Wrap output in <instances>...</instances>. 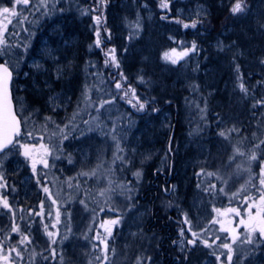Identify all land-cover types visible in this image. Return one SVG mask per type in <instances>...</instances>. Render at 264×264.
I'll return each instance as SVG.
<instances>
[{
    "label": "rangeland",
    "instance_id": "rangeland-1",
    "mask_svg": "<svg viewBox=\"0 0 264 264\" xmlns=\"http://www.w3.org/2000/svg\"><path fill=\"white\" fill-rule=\"evenodd\" d=\"M92 1L46 0L47 7H43L40 0H30L27 13H24L23 5L19 8L27 16V22H15L12 29L19 30L17 41L23 48L24 58L28 57V46L33 41L32 37L28 41L26 32L42 22L47 29L41 39L45 44L42 45V59L29 61L35 69L34 74L17 77L16 82L18 90L25 92L20 95L18 108L22 106V116L30 117L26 130L37 137L27 138L23 123L24 130L18 140L35 147H30V157L22 154L24 151L19 145L0 155V184L4 185L0 188V199L6 198L11 206L9 211L0 205V246L3 255L11 248L21 253L20 257L11 253L12 264H136L138 258L144 263L146 256L141 250L148 241H145V233L158 228L151 217L152 204L141 192L147 185L155 188L152 178L156 173L164 172L168 176L162 183L165 189L153 192L154 212L159 214L164 210L166 216H171L166 220H170L174 241L183 229L184 234L176 244L183 250L186 240L194 238L193 232L198 237L203 231L206 236L220 229L212 222L213 208L228 207L234 201L237 187L249 177L247 156L251 155L250 149L262 138L264 108L260 113L254 111L257 104L252 91L264 88V66L256 58V53L264 51V0H253L251 9L238 13L232 26L223 27L215 35L211 46L218 60L200 72L202 84L195 89L204 99L199 104L201 114H205L207 106L212 104L215 114L213 138L205 135L204 128L195 126L188 128V135L193 138L180 139L177 145L170 140L171 112L167 110L151 111L145 105L144 110L138 111L133 103L131 115L123 111L111 115L96 112L84 119L82 110L97 106L93 101V91L97 87L91 75V79L86 78L89 58L95 48L100 50L101 46L104 59L111 60L100 37L101 28L111 34V21L116 23L120 40L124 41L126 29L132 31L139 58L155 61L159 67L157 71L167 77L174 76L172 81L163 82L166 86L161 92L175 98L176 91L185 88L190 80L185 66L177 64L173 68L156 60L152 23L156 19L165 20L167 15L173 22L169 7L162 8L159 1L158 11L162 14L157 17L154 5L145 0H96L94 6L90 4ZM220 3L224 2L220 0ZM210 10L207 0H195L176 6L174 13L192 25ZM108 14H112V18ZM96 17L100 18L99 23ZM56 20L57 25H54ZM177 22L179 19L175 20ZM97 31L101 40L99 47L95 44ZM160 34L170 44L176 41L171 30L164 29ZM81 51H84L83 55ZM237 66L242 71L237 72ZM95 72L93 67V76L97 74ZM253 72L256 79L246 80L245 73ZM82 74L90 82L78 80ZM242 76L250 94L241 91ZM179 77L183 78V84H176ZM86 96L90 101L86 102ZM196 107L199 106L192 108ZM48 117L51 121L46 120ZM57 125L64 129L67 139L59 134ZM233 128L238 131L229 133L228 130ZM54 131L58 135L50 140ZM221 131L229 138L220 136ZM40 136L44 137L43 141L38 139ZM41 144L52 149L51 155L45 154ZM234 147H239L246 156L230 160ZM41 160H47L48 167L40 163ZM34 161L35 173L32 171ZM98 165L102 167L96 177L80 175L91 173ZM237 165L241 166L239 170ZM108 178L113 181L111 187L114 190L101 196L99 192L108 187ZM223 180H227V184ZM212 185L216 186L215 194L205 191ZM43 187H47L49 193H45ZM222 187L223 193L219 192ZM117 219L119 223H110ZM13 227H18L19 232H13ZM106 229H110L111 235ZM49 232L54 235L49 237ZM101 241L108 245L107 260Z\"/></svg>",
    "mask_w": 264,
    "mask_h": 264
},
{
    "label": "trees",
    "instance_id": "trees-1",
    "mask_svg": "<svg viewBox=\"0 0 264 264\" xmlns=\"http://www.w3.org/2000/svg\"><path fill=\"white\" fill-rule=\"evenodd\" d=\"M95 1L96 0L92 1L90 4L94 6L96 4ZM145 1L151 3V5H154L157 11V17L162 14L160 13V11H158V2L161 0H156V2L152 0ZM193 1L195 0H166L168 7L170 8V16L174 21L170 22L171 19H167L169 18V15H167V18H165V20L158 21L156 19L152 23L155 29L153 38L155 36V45L157 46V49L155 51L157 53L156 60L163 63L164 66H172L173 68H175L178 64L179 66H185L187 68L190 80L187 85H185V88L183 87L182 89L176 91L177 97L171 98L169 97V95H166L168 93L160 91L166 86L163 82L167 83L172 81L174 76L172 75L167 77L162 71L160 72L158 70V72L156 68L159 67H157L155 61L150 59L142 60L141 58H139V55L134 48L135 45L133 41H135L136 38L133 36L132 31L126 29L124 41L120 40V36H117L120 32H116L117 29H115L116 23L114 21H111V23H109L111 34L108 35L109 31H105L104 28H101L100 37H102L103 44L105 45L104 50H108V52L112 49L115 50L114 54L117 62L119 63V67L117 68L111 60L107 65H105L104 51L103 47L101 49V46L100 50L98 48H95L96 50L93 51V53L90 55L88 62L90 64V69L86 73V78H89V76L91 75L94 86L97 87L96 90L93 91V101L97 106L92 110H82L83 113H81L83 114L85 120L90 118L92 113L96 112H99V114L105 112V114L109 115L117 113L120 114L124 112V114L126 113V115H131V104H136V99L132 97L130 91L127 97L122 98L124 91L129 90V86H131L132 89H135V95L136 97L140 98L139 100L142 99L141 101L143 102L147 101V110L153 111L155 109V111L167 110L171 112L170 131L172 130V133L170 132V140H172V143H174L175 145L178 144V141L180 139H192L193 137H189L188 135V128H193L195 126H198L201 129L204 128L205 135L209 137L211 136V138H213L215 134L213 117L215 114L212 104L210 106H207V112L205 111V114H201L202 111L200 110L201 106L199 104H202L204 99H202V97H199L198 89L195 88L199 87V85L202 84V73H200L202 72L201 70L207 65L213 64V62L218 60V55L211 46L213 38L221 31L223 27L227 28L228 26H232V22L238 13L234 15L230 11L236 0H230L228 2L226 0H222L224 2L223 4L220 3V0H207L211 9L210 12L205 16L198 17L195 21L196 27H192L189 20L178 18V16L175 15L174 10L178 5H187L189 3H192ZM244 3L246 5L244 12H246L251 9L253 0H244ZM108 16L109 18H112L113 15L108 14ZM176 19H179V22L175 23ZM185 24L189 26L186 28L184 27ZM164 29L171 30L175 34L176 41L174 43L170 44V42L166 41L161 36L160 32ZM193 44H195L196 46L195 50H193ZM173 49L176 50L175 53L172 52ZM83 52L84 51H81V55H83ZM166 52L176 57L177 63L173 64L171 63V61L166 60L164 58V54ZM184 52H187V55L180 57V54ZM262 52L264 51L256 53V58L260 62L259 64L261 66H264V63L261 62L262 60H264V55H262ZM85 59L87 61L86 56ZM238 62L240 63L239 60ZM234 64L238 65L237 61L234 60ZM93 67H95V70L97 71L95 72L97 74H95L94 76L92 75ZM239 69L242 71L241 67ZM121 73L123 75V78L121 77ZM245 74L244 75L246 76V80L250 78H254L255 80L257 76L254 72ZM175 77L177 78V76ZM141 78L143 82H141ZM78 80H81V82L84 80L90 82L88 79H85L84 75ZM241 80L244 87L247 89V92L250 94V88L247 85L248 83L245 80V77L242 76ZM24 81L25 80H22V82ZM116 81L121 82V84L123 85L122 89H116ZM16 82L17 76L13 78L11 88L13 92V99L19 101L20 95L25 92L23 90H18ZM183 82V78L179 77L176 81V84L180 85L183 84ZM257 83L262 84V82L260 81H258ZM263 92L264 88H257L256 90L252 91L255 103L259 100H264ZM113 97H115V99L112 103L105 104L103 107H99L102 100H111ZM128 100H132V103H129ZM211 102L212 101H210L209 103ZM18 104L19 103L17 102V110L20 109V106L18 108ZM184 105H186V108ZM187 106L189 109L187 108ZM195 106L199 107L193 109L192 107ZM97 108H99V111H97ZM263 108L264 104H257V106H255L254 108V111L260 113ZM184 116L186 117V121L183 119ZM21 121L23 124V119ZM155 176L156 177L152 178V181H154L155 184V188H150L149 185H147V187L142 190L143 192H141L144 194L143 196L146 197V200H149V202L153 205V210H155L156 207V204L153 201L155 197V194H153V192H155L157 189L158 191L159 189H165L164 187H162V183L166 182L168 179L167 172L156 173ZM166 217L168 216H166L164 210L163 212L160 211L159 214L154 212L153 218L156 222V226L159 230L161 229L163 233L166 230Z\"/></svg>",
    "mask_w": 264,
    "mask_h": 264
},
{
    "label": "snow or ice",
    "instance_id": "snow-or-ice-1",
    "mask_svg": "<svg viewBox=\"0 0 264 264\" xmlns=\"http://www.w3.org/2000/svg\"><path fill=\"white\" fill-rule=\"evenodd\" d=\"M22 3V5L24 6V11H27V5L29 4V0H17V5L19 6ZM40 4L43 7H47L46 4V0H40ZM161 7L162 8H167L168 4L166 2V0H161ZM245 3L244 0H236V2L233 4V6L231 7L230 11L232 14H237V13H242L245 10ZM39 10V9H37ZM0 12L4 13V14H8L11 13L12 16L16 17V21L19 24H24L27 22V16L23 15V12H20L19 15H17V11L10 9L8 7H3L2 9H0ZM97 23H99L100 18L96 17ZM11 23V21H10ZM189 25L185 24L184 27H188ZM192 27H196V22H193ZM27 30V29H25ZM7 31V29H0V57H3L5 55H10V48L12 47L11 45L8 44L6 38L4 37V33ZM97 35V40L95 41V44L97 47H99V45L101 44V40L99 39V31L96 32ZM18 47V45H17ZM195 44H193V50H195ZM175 49L172 50L173 53H175ZM115 50H109L108 53H106V55H110L111 56V61L112 63L118 68L119 67V63L116 60V57L114 55ZM187 55V52L181 53L180 57ZM164 58L166 60L171 61V63L175 64L177 63V58L174 57L173 55H170L169 53H165L164 54ZM262 63H264V60L261 61ZM11 63V61H4L2 63H0V153H3L5 149H9V147L11 146L12 148H15L17 145H19V148L24 149V152L22 153L24 156L26 157H30V152H29V148L30 147H35V145H29L27 143H21L18 139H16L17 137H20L22 134V129H21V120L23 119V123L25 125V135L27 138L29 139H37V137L33 136V132L32 131H27L26 130V126L28 123V120L30 117H24L22 116V112H23V107L21 106V108L19 110H17L16 108V104L18 101L13 99L12 96V92H11V81L13 79V73L10 70L9 64ZM109 63V61L106 59L105 60V65H107ZM237 72H239V66H237ZM121 77L123 78V75L121 73ZM126 79V78H124ZM141 82H143L142 78H141ZM115 87L116 89H122L123 85L121 84L120 81H116L115 83ZM241 91L247 92V89L244 87L243 83H241L240 85ZM129 91L132 95L133 98L136 99V104H134L133 106L137 108L138 111H142L145 109V105L147 103V101L145 102H140L139 98L136 97L135 95V89H132L131 86H129V90L124 91L123 97H127L129 95ZM115 97H113L111 100H102L100 102L99 107H103L105 104H110L114 101ZM90 101V98L86 96V102ZM129 103H132V100H128ZM256 104H264V100H259L256 102ZM255 106V105H254ZM97 111H99V108H97ZM73 119H75V116L73 117ZM47 121H51V118L48 117L46 118ZM87 123V122H86ZM45 129L47 128V125H44ZM58 129L59 134L62 136L63 139H67V135L64 134V129L59 128V125L56 126ZM68 126L65 125V128H67ZM113 131H115V129H113ZM229 133H231L232 131H238V129H229L228 130ZM58 135L57 132H52L49 136V139L51 140L52 137H56ZM220 136L224 137L225 139H228L229 136L221 131L219 133ZM38 139L40 141H43L44 137L40 136L38 137ZM113 139H115V137H113ZM261 144H264V141H261ZM41 147L44 148L45 154L46 155H51L52 153V149H49L47 146H45L44 144H41ZM53 148H55V145H53ZM118 150L119 149V145H117ZM256 148H259V145H256ZM122 151V150H121ZM237 156L240 157H245L246 153L241 151V149L239 147H234L233 150V155L232 157H230V160H235V158ZM58 158V157H57ZM117 159H120V157H116ZM257 156H256V152L255 150H253L252 154L250 156H247V163L249 165V168L251 166V162L257 160ZM71 162V161H70ZM40 163H43L45 167H48V162L47 160H41ZM102 167V165H98L96 169H93L91 171V173L89 172H82L80 173V175L85 176V177H96L97 173L99 171V169ZM240 165H237V169H240ZM32 171L33 173L36 172V162H33V166H32ZM111 169H108V172H110ZM203 171V170H202ZM137 176H139V172L136 173ZM209 176L213 175L212 173H208ZM218 179H221L220 177H217ZM255 179H258V184H253L252 180L250 179L249 181L246 182L247 186H242L241 192L245 193V195L243 196V201L244 204L246 205L245 211H246V215H247V219H240L239 221V225H242L246 231V235L244 236V238L242 240H240V234L238 232H235L232 236V243H227V242H223L220 247H222L223 249H226V262L227 264H231L232 259H233V247L232 244H235L238 240H240L241 243H248L251 244L253 243L252 240V235L255 233H259L261 238H264V164H262L261 169H260V173L258 174L257 177H255ZM39 179L37 180V183H39ZM224 184H227V180H223L222 181ZM107 184L108 187L107 188H103L101 189V191L99 192V195L104 196L107 193H110L111 191H113L114 189H112L111 185L113 184V181L111 180V178L107 179ZM71 187V184L69 185ZM250 186V187H249ZM4 185L0 184V188H3ZM199 187V185H198ZM215 185H212L209 189H205V191H209L210 194H215L214 190H215ZM43 191L45 193H49V189L47 187H43ZM225 191V189L222 187L219 189V192L223 193ZM251 191V194H248ZM238 195V194H234ZM53 203H56V201L53 200ZM83 203V201H82ZM0 205H2V207L4 209H8L9 211H11V206L8 203V200L6 198L0 199ZM42 206V205H41ZM254 210V211H253ZM214 212L219 213L221 210L218 208H213ZM228 211L232 212L235 214V216L240 217L241 216V212L240 210H238L237 208H231ZM59 219V212H57V220ZM185 222L187 223V218L185 219ZM216 222V221H214ZM111 224L115 225L117 223H119V220H112L110 221ZM231 223V222H230ZM53 227H55V225H53ZM221 231L228 233L230 231H232V229L227 228V227H222L220 229ZM13 232H19V228L18 227H13L12 229ZM106 231H108V234L111 235V231L110 229H106ZM189 231H191V229H189ZM184 232L183 229L181 230V235L183 236ZM49 237H52L54 234L49 232L48 233ZM192 236L194 237L193 239H189L187 240L188 244H192L195 245L197 243V234L195 232L192 233ZM217 239H220V237H217ZM205 247H211L210 244H208V242L206 240L201 241ZM52 243H56L55 240H52ZM101 243L104 244V249L102 250L105 255H104V259L107 260V250H108V245L106 241H101ZM15 252L17 257L21 256L20 251H18L16 248H11L9 253L7 255H3V248L2 246H0V261L3 262V264H12V260H11V253ZM53 255H55V251L53 250ZM97 259H99V257H97ZM216 260L220 261L221 260V256H216ZM136 264H141L140 259H137Z\"/></svg>",
    "mask_w": 264,
    "mask_h": 264
},
{
    "label": "flooded vegetation",
    "instance_id": "flooded-vegetation-1",
    "mask_svg": "<svg viewBox=\"0 0 264 264\" xmlns=\"http://www.w3.org/2000/svg\"><path fill=\"white\" fill-rule=\"evenodd\" d=\"M21 5L22 3L19 6L17 5V0H0V9H2L3 7H8L17 11V15L20 14L19 8ZM24 13H27V11H25ZM15 21L16 17L12 16L11 13L4 14L0 12V29H7V31L4 33V37L6 38L8 44L12 46L9 50L10 55L0 57V62L11 61L9 67L13 73V78L16 76L24 77L26 74H34L33 72L35 71V69L30 66L29 61L30 59L32 60V58H39V60L42 59V45L45 46V44H42L41 39L47 32V29L45 27L46 24H44V22L40 23V25L37 23L35 29L28 30L26 32V38L28 39V41L31 40V37L33 41H30L31 43L28 46V57L24 58L23 54L21 53L23 48L19 46V42L17 41V39H19V34L16 32H19V30L17 28H15V30H12L14 29ZM54 25H57V20ZM21 43L24 45L23 41ZM261 141H264V129L262 131L261 140L256 143V145H259V148L257 149L255 146L250 149V154H252L253 150H255L256 156L258 158L257 160L251 162V167L249 168L248 172L249 177L242 185L237 187L235 193L238 195H235L234 201L230 203V206L222 207L221 205H219V207L217 208L221 211L219 213L215 212L212 216V222L216 225L217 228L221 229L222 227H227L232 229V231L225 233L220 229H216L210 235L207 234L206 236L203 235V231L202 234L197 237L199 238V240H197V243L195 245L188 244L187 240L189 239H187L185 248L181 250L178 245H176L177 239L181 238V234L178 233V238L175 241L173 240L174 235L169 220L171 219V216H168L169 219H165L166 230L164 231V233L161 229H156L154 231L145 233V241H147V239L148 241L147 243H144L145 247H143V249L141 250V254L146 256V258L144 259V263L142 261V258L140 259L141 264H227V250L220 247V245L223 242L231 244L232 236L235 232H238L240 234V240H242L247 234L244 227L242 225H239L240 219H247L245 211L246 205L243 201V196L245 195V193L241 192V189L242 186H247L246 182L250 179L252 180L253 184L259 183L258 179H255V177L258 176L261 166L262 164H264V144H261ZM248 194H251V191ZM231 208H237L238 210H240L241 216L237 217L234 213L228 211ZM151 217H154L153 207L151 208ZM217 237H220V239H217ZM204 240H206L208 244L211 245V247H205L201 242ZM240 240H238L235 244H232L233 259L231 264H264V238H261L259 233H255L252 235L253 243L251 244L241 243ZM218 255L221 256L220 261L216 260V256Z\"/></svg>",
    "mask_w": 264,
    "mask_h": 264
},
{
    "label": "water",
    "instance_id": "water-1",
    "mask_svg": "<svg viewBox=\"0 0 264 264\" xmlns=\"http://www.w3.org/2000/svg\"><path fill=\"white\" fill-rule=\"evenodd\" d=\"M0 63H2V62H0ZM21 129H22V125H21ZM5 150H6V149H5ZM5 150H4V151H5ZM0 154H1V153H0Z\"/></svg>",
    "mask_w": 264,
    "mask_h": 264
}]
</instances>
